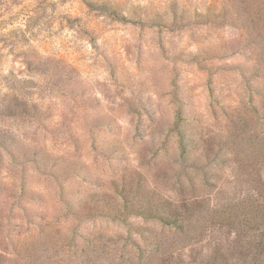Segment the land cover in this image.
<instances>
[{"label": "clouds", "instance_id": "clouds-1", "mask_svg": "<svg viewBox=\"0 0 264 264\" xmlns=\"http://www.w3.org/2000/svg\"><path fill=\"white\" fill-rule=\"evenodd\" d=\"M258 32L264 0H0V264H264Z\"/></svg>", "mask_w": 264, "mask_h": 264}, {"label": "trees", "instance_id": "trees-1", "mask_svg": "<svg viewBox=\"0 0 264 264\" xmlns=\"http://www.w3.org/2000/svg\"><path fill=\"white\" fill-rule=\"evenodd\" d=\"M200 207L201 205L199 204L195 205L193 209H189L187 208V206H185L186 214L183 216L179 212H176L175 210L171 209L170 207L168 208L157 207L155 208V212L157 215H161L162 218L167 223H178L182 219L190 218L193 214H195L197 210H199Z\"/></svg>", "mask_w": 264, "mask_h": 264}, {"label": "rangeland", "instance_id": "rangeland-1", "mask_svg": "<svg viewBox=\"0 0 264 264\" xmlns=\"http://www.w3.org/2000/svg\"><path fill=\"white\" fill-rule=\"evenodd\" d=\"M253 42L256 45V48L264 51V33H257L253 37ZM37 159L43 163L44 165H47L49 163V158L46 156L41 155L40 153L36 154ZM60 164L59 160L52 161V167L53 169H56L58 165Z\"/></svg>", "mask_w": 264, "mask_h": 264}]
</instances>
